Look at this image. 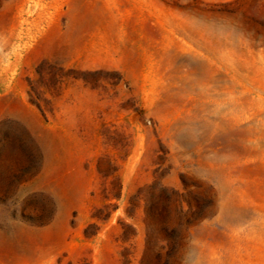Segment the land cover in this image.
<instances>
[{"label": "rangeland", "instance_id": "1", "mask_svg": "<svg viewBox=\"0 0 264 264\" xmlns=\"http://www.w3.org/2000/svg\"><path fill=\"white\" fill-rule=\"evenodd\" d=\"M0 264H264V0H0Z\"/></svg>", "mask_w": 264, "mask_h": 264}]
</instances>
